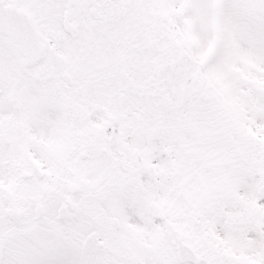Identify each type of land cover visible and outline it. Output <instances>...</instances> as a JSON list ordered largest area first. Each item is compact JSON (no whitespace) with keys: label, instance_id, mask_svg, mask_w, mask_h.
<instances>
[{"label":"snow or ice","instance_id":"6c2138e0","mask_svg":"<svg viewBox=\"0 0 264 264\" xmlns=\"http://www.w3.org/2000/svg\"><path fill=\"white\" fill-rule=\"evenodd\" d=\"M0 264H264V0H0Z\"/></svg>","mask_w":264,"mask_h":264}]
</instances>
